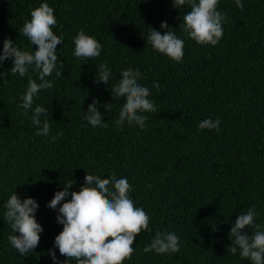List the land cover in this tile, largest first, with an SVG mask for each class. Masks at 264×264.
Segmentation results:
<instances>
[{"label": "trees", "instance_id": "16d2710c", "mask_svg": "<svg viewBox=\"0 0 264 264\" xmlns=\"http://www.w3.org/2000/svg\"><path fill=\"white\" fill-rule=\"evenodd\" d=\"M42 3L54 9L53 32L62 38L57 69L64 68L61 77L55 71L46 77L54 86L23 109L29 78L40 83L37 73H11L10 59L0 67V264H53L49 250L65 260L54 249L63 226L47 204L69 181H75L70 191H79L86 173L128 178L135 206L151 218L123 264H252L226 248L231 225L249 208L264 227V0H241L242 10L236 0H219L226 20L215 46L199 45L179 28L190 7L176 9L172 0H0V53L5 39L36 50L20 30ZM164 21L185 41L178 63L145 42L147 28L161 31ZM81 29L102 45L99 57L74 56ZM101 63L111 70L108 85L94 83ZM129 67L139 69L138 82L156 107L143 113V128L116 124L125 98L115 100L110 91ZM93 100L111 104L109 111L98 105L107 127L84 119ZM37 105L48 110L41 117L50 121L48 136L37 135L32 123ZM208 118H218L219 128L200 130ZM15 191L36 200L44 229L38 247L24 255L10 244L15 233L4 215ZM159 230L179 237L178 253L143 251Z\"/></svg>", "mask_w": 264, "mask_h": 264}, {"label": "clouds", "instance_id": "9594fccd", "mask_svg": "<svg viewBox=\"0 0 264 264\" xmlns=\"http://www.w3.org/2000/svg\"><path fill=\"white\" fill-rule=\"evenodd\" d=\"M218 2L219 0H198V3L197 0H172L176 9L189 5L190 10L184 13L179 28L199 45L215 46L222 38L226 14L217 10ZM236 5L243 9L241 0H236ZM30 16V21H25L20 34L37 46L36 50H21L11 39H5L0 53V67L10 59L13 64L11 73L25 77L32 68L38 75L39 84L34 79L28 80L20 105L23 109L32 108L34 97L41 90L54 86L46 77L51 76L54 71L56 77H61L64 68L61 63L60 69H57V46L62 44V38L53 32L57 24L54 9L47 3H42L31 11ZM160 27L161 31L147 28L146 44H151L155 51L174 62L182 61L185 41L177 36L176 29L170 28L166 21ZM142 38L145 40L143 33ZM73 43V54L77 58H96L101 54L102 45L82 29ZM110 76L111 70L105 63H101L96 69L94 83L108 85ZM140 78L139 69H124L118 83L110 91L115 100L125 98L116 121L117 126L122 127L128 123L143 128L148 119L143 113L156 111L154 101L149 99L150 90L138 82ZM154 87L158 88L159 85L155 84ZM98 105L105 111L111 108L110 103L101 105L98 100H93L88 105L84 119L94 128L107 127L106 123H102L104 117ZM48 115V110L43 106L37 105L34 108L31 120L39 128L37 135H49V119L45 118L43 122L41 120L42 116ZM219 125L218 118L215 121L208 118L200 122L198 128L213 130L218 129ZM55 139L53 136L52 140ZM74 185L75 181H69L62 190L56 191L54 198L47 204L48 208L57 211L56 220L63 226L54 239V249H58L65 260L59 261L55 251L49 250L48 255L53 264H69L73 259L76 264H123L126 259H131L135 251L134 241L142 230H149L151 218L142 207L135 206L130 196L132 185L128 178H119L115 174L109 178H101L99 175L86 173L84 185L79 191H70ZM69 196L70 199L61 204ZM3 207L6 209L5 218L15 233L8 237L10 244L21 255L34 251L39 245L40 234L44 231L35 218L39 208L36 200L30 197L21 199L15 191ZM256 218L254 206L246 213L237 215L228 233L231 244L226 251L236 255L239 250L241 258L250 260L252 264H264V227L256 223ZM143 251H154L161 255L178 253L179 237L174 232L159 230Z\"/></svg>", "mask_w": 264, "mask_h": 264}]
</instances>
